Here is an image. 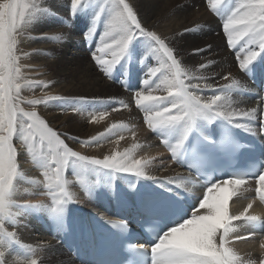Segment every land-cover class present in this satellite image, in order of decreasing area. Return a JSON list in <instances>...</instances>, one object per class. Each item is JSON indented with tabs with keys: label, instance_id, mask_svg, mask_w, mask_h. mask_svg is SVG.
I'll return each instance as SVG.
<instances>
[{
	"label": "snow or ice",
	"instance_id": "1",
	"mask_svg": "<svg viewBox=\"0 0 264 264\" xmlns=\"http://www.w3.org/2000/svg\"><path fill=\"white\" fill-rule=\"evenodd\" d=\"M207 6L222 20L227 46L237 49L239 45V69L251 78L264 77V0H207ZM69 13L73 19L88 18L82 33L85 41L92 42L102 25L91 58L105 76L113 78L119 67L127 77L129 72L125 65L139 63L147 67L141 81L143 88L134 91L135 104L143 112L148 128L158 134L170 151L172 160L201 177L204 191L202 198H197L198 205L189 204L187 197L181 198V190L187 191L191 176L178 174L161 178L150 174L147 169L151 161L134 158L137 144L102 159L82 155L69 147L41 118L35 106L53 102L83 105V98L69 101L58 95L33 99L21 96L25 88H46L48 83L24 80L17 55V35L22 28L54 13L42 7L39 0H0V264H9L7 256L17 248L23 250L22 258L12 260L11 264H38L33 258L35 248L22 243L17 233L9 230V226L18 225L20 216L46 212L57 231L66 230L69 206L79 203L71 190L72 181L66 175L69 171L86 195H91L102 183L115 195L117 180L127 175L135 177L136 181H151L156 186L143 189L136 182L128 185L129 194L136 198L137 216L152 226L153 233L149 244L130 245V251L141 257L136 264H256L229 247V238L236 230V221L250 226L254 232L264 233V219L247 214L252 204L240 215H230L229 202L238 195L241 185L251 181L256 185V196L264 201V164L259 168L253 165L248 170L225 173L216 161L233 156L243 147L233 129L255 136L257 131L252 125L259 119V132L264 134V111L233 108L232 94L239 92L241 86L230 75L223 79L231 82L219 86L192 83V80L207 78L182 67L165 40L142 25L128 0H69ZM62 23L67 25V20ZM48 38L54 42L64 39L62 35ZM138 45L143 48L142 52L137 51ZM240 53H243L242 58ZM150 58L155 59L158 66H147ZM207 66L201 64L199 68ZM121 83L128 87L126 79ZM205 90L211 95L200 94ZM157 91L166 95H154ZM25 103L31 105L32 110L21 106ZM120 105L127 107L122 101ZM78 110L73 107V111ZM105 115L107 112L101 111L93 120ZM125 127L112 124L105 132L81 143H98ZM14 140L19 141L26 157L41 170L43 180L31 183L42 185L50 203L16 200L24 173L18 163ZM224 175L227 178H222ZM102 223L118 236L129 233L127 217ZM251 235L235 239H247ZM261 247L264 248V244ZM259 264H264V259Z\"/></svg>",
	"mask_w": 264,
	"mask_h": 264
},
{
	"label": "bare ground",
	"instance_id": "2",
	"mask_svg": "<svg viewBox=\"0 0 264 264\" xmlns=\"http://www.w3.org/2000/svg\"><path fill=\"white\" fill-rule=\"evenodd\" d=\"M137 1L138 0H132L131 5L137 13L142 25L146 29L154 31L165 40V43L172 48L173 51H176L174 55L176 57L178 56L177 59L181 61L182 67L196 76L206 77L207 79H204V83H210L214 86L230 83L231 80L226 81L222 79L223 75H230L231 78L239 81L241 88H249V90L251 89L250 91L254 92L252 97L244 92L243 96L246 99L239 96L236 97L237 95L235 96L236 98L233 99L234 95L232 94L233 108L243 111L255 108L258 110V113L264 110V103H261V97H264V93H262L261 89L252 85L251 77L246 79V75H243L244 77L241 75L242 72L239 69L237 60L239 45L237 49H231L226 55L223 53V50H220V53L216 51V45H222L219 43L220 38L222 40V37H219L221 28L218 26L219 24L216 23L221 21V19L216 14L214 15V19L208 13L202 20H197V12L200 10V2L198 0H194V3L197 5L195 8L191 5V3H193L191 1L193 0H187L188 2L186 0H140L139 3ZM174 1H181V4L178 7L173 5L172 10L169 11L168 6L174 3ZM42 5L50 8L54 15L40 18L28 27L29 29L31 28L30 30L32 31L29 35L30 38L32 37L35 39V41H33L35 46L33 47L41 50L43 54H41L42 58L38 60L40 64L45 66V72L41 73L43 77L37 81L48 83V87L44 88V91L40 94L36 93V95L38 98H43L46 95H58L67 98L69 101L83 98L85 103L75 106L62 102L59 106H57L56 102L50 103L49 105H37L35 106V110L41 118L61 135V138L65 140V143H67L69 147L74 151L80 152L82 155L102 159L105 155H111L115 151L122 152L124 149L132 147L133 144H137L139 147L134 150V158L151 161L147 169L150 174L161 178L174 177L178 174L189 177V175L181 170L179 164L172 160L170 151L161 142V138L158 134L154 133L148 128L147 124H145L143 118L144 114L135 104L134 90H141L143 88L141 81L145 78L146 73V71L141 72L143 75L142 79H140L137 71L143 68L146 70L147 67L142 65L139 67L136 63L126 65L125 67L128 72L132 71V74L136 73L138 88L133 89L129 87L125 89L124 85L121 83L123 80L114 76L115 72L113 73V78H108L100 71L95 61L91 58L90 53L93 51L92 47L83 49L86 41L83 39L82 33L86 30L85 26L88 18L80 16L73 19V25L66 27L62 21L71 19L69 13V0H43ZM58 17H61L59 21H57ZM187 17H192L191 21ZM52 28H54L53 31L51 30ZM47 29L48 31L51 30V32H48L49 34L47 33V35L44 36L41 32ZM101 29L102 28L98 29V33ZM198 33L202 36L204 35L205 38V44L201 42L202 46L198 42L200 39L197 37ZM56 35H62L64 37L63 41L54 42L48 38ZM187 37H189L190 41H182L183 38ZM39 40L48 41V46H41L40 43H37ZM72 40H78V43L74 47L71 45L73 48L70 53H67L65 52V48ZM96 42L97 41L93 43V47H95ZM203 46H205V54L197 57L196 50ZM29 47L30 46H28V48ZM139 48L140 51H137L142 52L143 48L141 46H139ZM240 55L242 58L243 53H240ZM209 61H211L210 64ZM235 61H237V63H235ZM155 64H157V61L151 63L146 62L147 66L155 67ZM201 64H206L208 66L204 69H200L199 65ZM156 66H158V64ZM36 67L34 68L35 71L38 68ZM29 69L30 68H23V70H25L24 72L29 71ZM132 74L128 77L127 81H134V76ZM256 77H258L259 80L262 78L260 75ZM191 82L200 83L198 80H192ZM120 86H122V89ZM205 92H207L205 97L211 95L210 91L205 90ZM32 93L35 92L30 88H25L22 90L21 96L28 99L33 95ZM153 94L166 95V93L159 91L153 92ZM200 94L204 95L202 93ZM95 100L99 101V111L107 112V115L102 119L98 118L97 120H93V116L99 117V114L97 115L94 113V109L98 107V105L94 103ZM121 101L127 104L126 108L121 107ZM21 106L24 107L25 110H32V106L26 103ZM73 107L79 110L73 111ZM113 109L118 110L113 111ZM85 110L90 111L86 114ZM74 121L80 122V128L84 130L83 133H81L82 137H76L71 125ZM259 123V121H255L252 125L257 133H259ZM112 124H123L126 125V127L118 130L115 134L102 138L98 143H92L91 145L81 143V141L90 140L93 136L105 132ZM120 136H123L124 139L121 140ZM14 144L18 150V163L21 171L24 173V177L17 188L16 200L18 202L50 203V198L44 194L45 190L42 185L37 186L31 183L32 180H43L41 172L34 164L31 165L32 162L26 157L25 149L22 148L19 141L14 140ZM66 175L67 178L72 181L71 190L76 193L79 199V203L69 206L70 211L67 216L66 230L57 231L53 223L51 227L48 224L49 226L45 227L49 231L47 234L48 236L43 238V236H41L42 233H40V228L42 227L40 221L42 219H50L46 212L25 214L19 217L17 226H9V230L15 231L18 239L22 243L31 245L35 248L33 258L38 260L39 256L44 254L46 258H48L47 256L51 258L52 264H80L75 260L73 250L76 240L79 239L80 241L81 239V228L85 222L87 211L92 212L96 217L104 221L122 219L125 214L132 213L130 211L135 207L134 201L136 198L129 194V182H136L138 186H141L143 189L156 187L151 181H136L135 177L127 175L117 180L115 195H113V192L105 187L103 183L95 188L91 195H86L79 183L76 182V178L72 172L69 171ZM191 181L186 184V193L194 198L195 203L198 204L197 198L201 197L199 193L203 189L192 177ZM255 188L256 185L254 182L240 186L238 195L234 196L232 201L229 202V209L237 202L241 203L242 201V204L237 208L235 206L239 204H236L234 206L235 209L231 207L232 211L229 210L230 215L238 216L244 212V209L249 204H252L247 214L257 215L261 219H264V201H261L259 197L256 196ZM252 197L258 198V200L248 201V199ZM234 224L236 225V230L231 239H235V237L242 236L243 234H252L250 238L262 239L261 242L264 244V233H260L259 231L254 232L250 226L244 225L240 221H236ZM254 244L259 245L255 242ZM238 246L244 247L241 244ZM248 246L250 245H247V247ZM232 247L238 248L237 244ZM246 249L247 248H245V251ZM249 250L251 249H248L247 252ZM22 252V249L17 248L11 255L7 256L9 264H11V261L14 259L22 258ZM237 252L239 253L238 249ZM243 253L241 254L243 255ZM242 257L245 259L251 258L256 261V264H259L260 260L264 259V255L254 252H248Z\"/></svg>",
	"mask_w": 264,
	"mask_h": 264
},
{
	"label": "rangeland",
	"instance_id": "3",
	"mask_svg": "<svg viewBox=\"0 0 264 264\" xmlns=\"http://www.w3.org/2000/svg\"><path fill=\"white\" fill-rule=\"evenodd\" d=\"M131 1L132 0H128V2L131 4ZM139 1L140 0H138L137 2L139 3ZM187 1V0H186ZM189 1V0H188ZM187 1V2H188ZM199 2H200V10H198V12H197V20H202L203 18H204V16L205 15H207L208 13H209V15L214 19V13H212L211 11H210V9L208 8V6H207V0H198ZM39 2L41 3V5H42V2H43V0H39ZM191 2H193V3H191V5L195 8V6H197L195 3H194V0L193 1H191ZM203 3V4H202ZM181 4V1H174V3H172V4H170L169 6H168V10L169 11H171L172 10V6L173 5H175V6H179ZM42 7H45V5L43 6L42 5ZM66 14V13H65ZM61 17H58L57 18V21H59V19H60ZM190 21H191V19H192V17L190 18V17H187ZM72 20V21H71ZM69 21V22H68ZM67 22H68V26L67 25H65L66 27H69L70 25H73V18L71 17V19H69V20H67ZM75 23V22H74ZM217 24H219L218 26L221 28V32H220V34H219V37L221 36L222 37V40H221V38H220V40H219V43L220 44H222V45H219V44H217L216 45V51H218L219 53H220V50H223V53L226 55L230 50H231V48H229L228 46H227V39H226V36H225V34H224V32H223V27H222V20L221 21H218V22H216ZM59 25H61V24H59ZM28 27H30V26H27V27H25V28H22L20 31H19V33H18V35H17V55L20 57V59H19V64H21L20 66H21V70H22V75H23V77H24V80H27V81H37V80H39V79H41L43 76H41L42 74L41 73H43V72H45V66L43 65V64H40V62H39V60L38 59H40V58H42V52H41V50H39V49H35L33 46H35V44H34V42L33 41H35V39H33L32 37L30 38V32H32ZM65 27V28H66ZM26 28H28V29H26ZM100 28H102V25L100 26ZM52 31L54 30V28H52L51 29ZM51 30H49L48 31V29L47 30H43L41 33L44 35V36H46L47 35V33L49 32H51ZM45 31V32H44ZM100 32H102V29L99 31V33ZM48 33V34H49ZM99 33H97V35H95L94 36V38H93V40L94 41H92V42H88V41H86L85 42V44H84V46H83V49H87V48H89V47H92V49H93V51L92 52H94L95 51V47H93L92 45H93V43L95 42V41H97L96 43H98L99 42ZM28 34V35H27ZM197 37H199L200 39L198 40V42L200 43V45L202 46V43L203 44H205V38H204V35L202 36L200 33H198L197 34ZM189 39V37H187V38H183L182 39V41H190V39ZM32 40V41H31ZM31 41V42H30ZM40 41V40H39ZM39 41H37V43H40L41 44V46H48V41H43V40H41L40 42ZM222 41H223V43H222ZM74 42V43H73ZM202 42V43H201ZM77 43H78V40L77 41H74V40H72V41H70L69 42V46L67 45V47L65 48V52H67V53H70L71 52V50H72V48L75 46V45H77ZM43 44V45H42ZM22 45V46H21ZM73 47H72V46ZM27 46V47H26ZM28 46H30L29 48H28ZM95 46H96V44H95ZM221 46V47H220ZM227 46V47H226ZM70 47V48H69ZM86 47V48H85ZM224 47V48H223ZM182 48V47H181ZM204 48H205V46H203V47H200V48H198V49H200L201 51H199V53H197L196 54V56L197 57H200V56H202V55H204L205 54V51H204ZM30 49V50H29ZM31 49H32V51H31ZM36 50V51H35ZM68 50V51H67ZM137 50H139L140 51V48H139V46H137ZM38 51V52H37ZM138 51V52H139ZM36 52V53H35ZM64 52V51H63ZM92 52L90 53V54H92ZM174 52H176L175 50H174ZM204 52V53H203ZM29 54V55H28ZM42 54V55H41ZM31 56V57H30ZM178 57V56H177ZM32 58H34V59H32ZM36 60H37V62H36ZM153 61H155L156 62V60L155 59H152V58H150L148 61H147V63L149 62V63H151V62H153ZM23 62V63H22ZM34 63H35V66H34ZM235 63H237V61H235ZM33 64V65H32ZM23 65H24V67L25 68H30L29 69V71H27V72H24L25 70H23ZM31 65V66H30ZM38 65V66H37ZM136 65H138L139 67L141 66L139 63H136ZM157 64H155V66H156ZM27 66V67H26ZM30 66V67H29ZM38 68H37V67ZM41 66V67H40ZM44 66V67H43ZM126 66V65H125ZM37 68L36 69V71H35V69L34 68ZM40 67V68H39ZM44 69V70H43ZM125 69H126V67H125ZM145 68H143V69H140V70H138L137 72H138V75H139V78L140 79H142V73L141 72H145V71H147V69L146 70H144ZM34 70V71H33ZM33 71V72H32ZM36 74H35V73ZM115 72V77L117 78V77H119V79H122V80H127L128 79V77L132 74V71H129V75L125 78V76H124V69H119V67H118V69L116 70V71H114ZM242 72V71H241ZM31 73V74H30ZM34 73V74H33ZM123 74V75H122ZM25 75V76H24ZM117 75V76H116ZM133 76H134V81H127V84H128V87L126 88L125 86H124V88L125 89H128L129 87H132L133 89L134 88H138V80H137V75H136V73H133L132 74ZM242 76L243 75H246L244 72H242V74H241ZM225 75H223L222 76V79H223V77H224ZM244 77V76H243ZM248 77L249 76H247L246 75V79H248ZM198 82H200V83H204L205 81L204 80H198ZM247 82V81H246ZM247 85L249 86V84H248V82H247ZM121 87V89H122V86H120ZM31 90H33L35 93H32L33 95H31L28 99H33V98H38V96L36 95V93H41L42 91H44L43 89H44V87H39V88H37V87H35V88H30ZM36 89H37V91H36ZM40 89V90H39ZM247 90V91H246ZM251 90V89H250ZM249 90V88H240V91L239 92H233V99H235L236 97H241V98H245L244 96H243V94H244V92H246L249 96H253L254 95V92H252V91H250ZM135 91V90H134ZM249 91V92H248ZM202 94H204L203 96H206L207 95V92H202ZM237 95V96H236ZM33 96V97H32ZM37 96V97H36ZM236 96V97H235ZM246 99V98H245ZM248 100V99H247ZM248 101H250V100H248ZM251 102H254V101H251ZM60 103L61 102H56V104H57V106H59L60 105ZM94 103H96L97 105H98V107L96 108V109H94V113L95 114H99L100 113V111H99V109H100V107H99V101H97V100H95V102ZM86 111V114H88L89 113V111L90 110H85ZM264 111V110H263ZM257 121H259V120H257ZM143 122V121H142ZM146 124V123H145ZM71 125H72V127H73V131H74V133H75V135H76V137H82V135H81V133H83V131L84 130H82L81 128H80V122L79 121H74V122H72L71 123ZM144 127L146 128V126L144 125ZM30 159V158H29ZM31 165H33V163L31 164ZM40 172H41V170L40 169H38ZM249 200H258V198H254V197H252V198H249L248 199V201ZM234 203H236V202H234ZM238 205V206H235V205ZM235 205H233V206H231L232 208L235 206L236 208L237 207H239L241 204H242V201H241V203L240 202H237ZM230 207V209L229 210H231L232 211V208ZM235 207H234V209H235ZM51 220L50 219H42L40 222H41V225H42V227L40 228L41 229V232L40 233H42V235L41 236H43V238L44 237H47L48 235V230H47V228H45V227H48L49 225H50V227L52 226V222H50ZM45 222V223H44ZM47 222V223H46ZM43 223V224H42ZM49 224V225H48ZM45 234V235H44ZM239 237H249V235H246V234H243L242 236H239ZM229 243H230V245H232V246H236V244H237V249H238V251H239V253L237 252V249H236V247H232V246H230L229 244H228V246L229 247H231V248H233L234 250H236V252L238 253V254H240L241 256H244V255H246L248 252H254V253H257V254H261V255H264V248H262L261 247V245H262V243L263 242H261L262 241V239H252V238H247V239H234V238H232L231 239V237L229 238ZM239 241V242H238ZM254 242L255 243H257V244H259V245H256V244H254ZM261 242V243H260ZM242 245V246H244V247H240V246H238V245ZM252 244V245H251ZM247 245H250V246H248L247 247ZM250 247V248H249ZM239 248H241V249H239ZM242 248H244V249H242ZM245 248H247L246 249V251H245ZM248 249H251V250H249L248 252H247V250ZM243 250V251H242ZM240 251H242V252H240ZM14 252V251H13ZM244 252V253H243ZM245 252H247V253H245ZM241 253H243V255L241 254ZM48 258H46L45 257V255L44 254H41L40 256H39V258H38V264H52V261H51V258L49 257V256H47ZM73 261V260H72ZM73 262H75V261H73ZM75 263H77V262H75Z\"/></svg>",
	"mask_w": 264,
	"mask_h": 264
}]
</instances>
